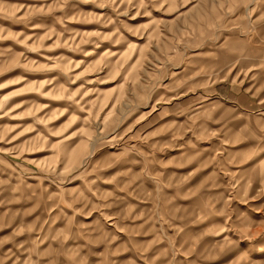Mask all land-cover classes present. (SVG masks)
Returning <instances> with one entry per match:
<instances>
[{
	"label": "clouds",
	"instance_id": "obj_1",
	"mask_svg": "<svg viewBox=\"0 0 264 264\" xmlns=\"http://www.w3.org/2000/svg\"><path fill=\"white\" fill-rule=\"evenodd\" d=\"M0 264H264V0H0Z\"/></svg>",
	"mask_w": 264,
	"mask_h": 264
}]
</instances>
